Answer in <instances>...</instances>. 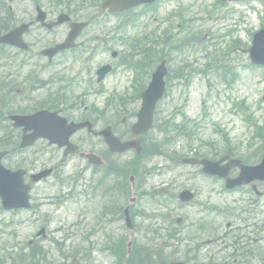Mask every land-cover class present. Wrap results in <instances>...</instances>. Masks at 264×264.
<instances>
[{"label":"rangeland","instance_id":"rangeland-1","mask_svg":"<svg viewBox=\"0 0 264 264\" xmlns=\"http://www.w3.org/2000/svg\"><path fill=\"white\" fill-rule=\"evenodd\" d=\"M180 3L166 1L162 6L160 12V17L165 18L170 13L175 11H180L184 13V17L189 19L190 24L184 25L180 29H173L174 36L177 35L179 38V44L181 45L182 40L180 38L184 37L185 33L197 36L201 34V39H203V44H195L194 40H191L186 44L183 41L182 51L178 54H172V63L170 67L178 68L182 65H189L184 72V77L182 80H175L170 83L169 90L167 95L162 102V104L157 109V117H164L168 119L170 116L174 115L177 118V122L180 120L179 111L185 112V115L196 120L197 124L192 127L193 133L189 143H191L193 149L203 151L211 150L209 145L215 146L214 151L218 152L219 149H223L225 143L223 141V134L226 131L229 134V139L235 147H241V152L247 153L246 149L251 143L254 146H257L259 143L252 142L251 138L254 137V123H259L264 125V72L258 68H251L249 66L250 59L248 49L252 46V40L254 35L261 31L264 26V6L254 0L226 4L225 6H217L216 2L218 0H179ZM152 19L148 16L143 17L140 25L147 23ZM167 26H162L161 31H165ZM153 29V28H152ZM152 29H149L151 31ZM182 30H186L181 32ZM144 29H135L132 30V34L144 33ZM160 33V29L158 31ZM234 41H239L237 44L241 46L240 49L230 52V45ZM243 48V49H242ZM215 58H218L220 62L232 67L233 72L237 74V80L231 82L230 85L224 83L219 75V71L215 69L212 65L208 70V78H205L203 74L196 72L193 69H201L209 62H212ZM110 59L109 55H99L96 59L92 60L93 67L101 65ZM119 60V59H118ZM70 64L79 65L78 62H71ZM248 64V66H247ZM191 66V67H190ZM86 74L84 76H91L88 73L86 66ZM73 70L69 71L67 77H75V74L72 73ZM191 77L190 82L186 81V74ZM134 77V71L128 68H122L119 76L113 77L108 83L107 86L115 87L116 91H112V87L109 88L110 91H107L103 95H96L83 98L87 101V104H97L100 109H105V102L109 96L114 93L125 94ZM210 79L212 83V89H209L206 86V80ZM232 79V75L228 76V80ZM188 82V86H186ZM82 88H87L90 90V85L88 82L81 84ZM105 89V88H104ZM92 90V89H91ZM97 90V89H96ZM100 90V88H99ZM82 90L77 86L75 90L71 89V93L77 97ZM245 101L249 106L247 112L240 111L234 107V104L237 102ZM139 109L138 106H131L129 109ZM112 110L106 112V119L110 120L112 116ZM106 122H104L105 124ZM154 136L156 140L158 139L157 132L154 130ZM83 138V135H79L78 138ZM151 138V136H150ZM205 144V145H204ZM207 145L209 147H207ZM91 147L96 148L97 150H103L104 145L99 140H92ZM190 145H187V142H178L175 144L172 149L169 151H176L178 154L184 156L189 154L190 157L193 155L194 151H189ZM209 152V155H213L214 152ZM174 155V154H173ZM243 155V154H241ZM133 153L122 157V160L131 159ZM240 158V157H238ZM64 159V160H63ZM120 159V158H119ZM6 166H12L14 168H22L24 170L28 167L36 168L40 166L47 167H58L59 174L64 175L66 180L75 172H82L85 169V163L80 159L79 156H74L69 158H64L63 151L59 150L55 146H48L47 142L39 141L36 146L25 151H20L12 154L4 161ZM173 161L168 160L164 157H156L151 161H148L149 165H161L162 168L170 167L177 169L178 167L171 166ZM180 174L193 173L195 178L192 181H189L188 178L184 177L180 179L182 182L185 180L190 188H193L197 191L196 200L189 205H184V208H181L179 211L180 216H185L184 226L195 223L197 219H209L213 218V222L210 223V226L215 227L213 231H183L185 234L184 237L191 238L194 235L193 240L200 238L198 241L201 244L202 242L212 241L211 246H204L201 252L199 253L201 258L207 259L210 255L215 258V262L226 264L228 261L233 262L236 259V256H232V251L234 247H227L226 245H231L233 239L235 238L234 234H226L224 231L226 224L234 222L236 225L241 226L243 221L236 217V213L231 212V214H222L223 208H226L228 205H233L235 202L238 208H241L245 202H247L251 195H244L241 192L235 193H226L224 195H219L218 192L213 193V191L219 190L222 185L220 183H213L209 179H206L197 174L196 167L183 166L179 167ZM62 171V172H61ZM169 175L165 176H155L152 179V186H161L164 183L170 184L172 179L175 181L173 174L168 173ZM87 184L86 188H90V178L89 174H86ZM54 180H50L47 183L39 185L35 191L34 196L40 197L44 201L49 200L48 197L53 196V191H56L57 188L52 187ZM79 186V184H78ZM149 186V185H148ZM77 191H80V187H77ZM262 190L264 191V183L262 184ZM66 195H67V189ZM212 192V193H211ZM209 202L212 206H217L219 212H213L210 215L202 208V204ZM248 208H253L254 210L258 209V214L256 216V222L261 225L264 222V197L258 201V207L254 203H249ZM141 208V207H139ZM256 208V209H255ZM55 209V206H54ZM227 209V208H226ZM240 210V209H239ZM82 208L80 209L79 201L74 203L65 202V204L60 207L54 215H51L52 219L49 218L46 220L45 225L48 227V239L42 241L46 249L54 247L51 238H56L62 244L67 246V235H72L70 226L79 223V215L81 216ZM205 215V216H204ZM9 216L13 219L18 226L16 227V232L18 233L19 239L22 241L28 242L31 239H34L36 226L40 224L38 219L33 218L31 212L19 213L18 215L4 214L3 217ZM83 219V218H82ZM84 220V219H83ZM122 223V222H121ZM183 226V227H184ZM85 225H82L83 229ZM195 228V227H194ZM219 231H215L218 230ZM264 229V228H263ZM84 230V229H83ZM192 230V229H191ZM85 231V230H84ZM82 231L79 232V235ZM86 232V231H85ZM92 232V231H87ZM249 234L251 237L253 234H256L258 239L260 235L264 237V230L258 233L257 231H236V234ZM115 238H131V232L123 229L121 226H111L107 227L106 231H95V234L90 236L89 242L93 244L96 249H94L91 254L84 261L86 263L80 264H117L116 259H113L107 253L99 250L105 237L110 236ZM113 235V236H112ZM137 235L135 234L134 237ZM75 235L73 239L77 238ZM68 240V243L74 240ZM218 239V240H217ZM260 237L258 240L259 244V256L257 260H254L253 264H264V239L261 240ZM97 242L99 246L97 247ZM178 243H175V246H178ZM101 249V248H100ZM55 257H57V254ZM59 259V258H58ZM243 263V262H240ZM245 264V263H244Z\"/></svg>","mask_w":264,"mask_h":264},{"label":"flooded vegetation","instance_id":"flooded-vegetation-1","mask_svg":"<svg viewBox=\"0 0 264 264\" xmlns=\"http://www.w3.org/2000/svg\"><path fill=\"white\" fill-rule=\"evenodd\" d=\"M71 3V0H15L11 6L3 0L0 4V36L28 26L23 34L26 48L0 45V139L23 136V128H14L11 116H29L41 110L54 112L56 107L67 114V59L83 58L87 50L91 53L105 47L103 23L91 19L85 32L98 27L95 30L98 34L80 36L76 48L62 50L50 60L47 51L68 38L73 22L84 20ZM61 15L71 19L56 25ZM252 229L248 227L249 231ZM183 256L186 263L189 256ZM13 263L0 257V264Z\"/></svg>","mask_w":264,"mask_h":264},{"label":"water","instance_id":"water-1","mask_svg":"<svg viewBox=\"0 0 264 264\" xmlns=\"http://www.w3.org/2000/svg\"><path fill=\"white\" fill-rule=\"evenodd\" d=\"M134 1H135V4H141V3L149 2V1H153V0H134ZM263 36H264V34H263ZM151 92L154 93V95L149 97L148 100H149V102H151L150 103V108L153 109L154 104L160 98V96L162 94V89L160 88L159 90H156V91L152 90ZM26 144H28V143H25L24 145H26ZM204 164L206 165V169L207 170H209V171H213L214 170L213 168H208V167H213L212 164H210V163H204ZM0 171H1V168H0ZM253 176L257 177L258 179L264 180V162H263V164L261 166H259L258 168L255 169V174H253Z\"/></svg>","mask_w":264,"mask_h":264}]
</instances>
